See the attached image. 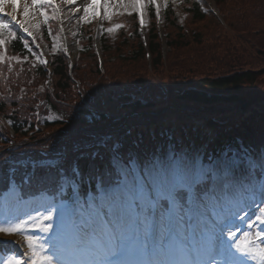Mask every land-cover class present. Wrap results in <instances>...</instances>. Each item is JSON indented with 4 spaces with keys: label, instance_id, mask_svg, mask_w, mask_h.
Masks as SVG:
<instances>
[{
    "label": "snow or ice",
    "instance_id": "obj_1",
    "mask_svg": "<svg viewBox=\"0 0 264 264\" xmlns=\"http://www.w3.org/2000/svg\"><path fill=\"white\" fill-rule=\"evenodd\" d=\"M64 2L72 5L76 0ZM54 3L55 0H31L29 4L25 0L22 21L17 19L21 0H0V14L33 36L27 26L32 9H39L47 21L43 9ZM147 3L155 4L156 0ZM110 6V0H104L105 18ZM119 6L139 12L140 24H144L145 0H119ZM96 8L97 0H91L83 8V19H88L90 9L95 16ZM5 32L16 38L8 23H0V46L5 44ZM5 58L0 52V62ZM40 63L47 61L41 59ZM257 196L264 201V183L256 186L244 161L224 159L217 161L214 168L194 170L183 157L169 156L157 161L146 174L137 175L134 170L125 173L120 184L106 192L99 204L91 206L90 231L74 225L73 231L66 232L65 208L49 206L44 212L28 213L23 218L6 206L0 234L22 235L27 251L23 256L9 255L4 264H221L216 257L225 251V264H247L248 260L264 264V228L257 227V222L264 225V203L256 205L255 220L247 223L254 232L243 231L242 238H238L241 229L233 228V219L243 221L248 215L239 214L243 211L241 205L255 204ZM209 201L215 210L212 217L206 218ZM54 213L60 224L52 237L45 240L31 234L53 232Z\"/></svg>",
    "mask_w": 264,
    "mask_h": 264
},
{
    "label": "trees",
    "instance_id": "obj_2",
    "mask_svg": "<svg viewBox=\"0 0 264 264\" xmlns=\"http://www.w3.org/2000/svg\"><path fill=\"white\" fill-rule=\"evenodd\" d=\"M186 2L190 4V8H186L187 12H189L192 16L193 22L201 24L207 20V17L202 13L199 6L194 3L192 0ZM218 7L223 14V17L226 19L229 27L231 28L230 24V17L233 13L236 12L234 18L239 19V23L242 22L243 25L242 31H238V33L249 32L252 31V36H254L257 40L261 39L264 41V0H216ZM228 3H233L236 7L233 10L231 15L227 14L225 9ZM172 3H169L168 13H167V21L169 22L170 26L173 27L171 33H169L168 37L169 40L167 42L168 47H170V52L172 51H181L188 46V41L198 40L199 44H195L193 47L197 45L202 47L199 38H196V35L190 34L188 36L185 34L182 27L179 25V19H177L173 13V9L171 8ZM212 21L216 22L218 26L220 23L218 21L211 19ZM233 23L235 20H232ZM220 29V28H219ZM174 31V32H173ZM221 34H226L224 30H219ZM236 33V31H235ZM200 36V35H198ZM243 42V44H247L249 47L247 49L246 45L240 46V42H238V46H233L232 43H227V45H222L220 47H226L229 51L228 58L233 61H238L237 67L234 68L233 66L229 65L230 67L234 68V70L227 71V73L219 76L217 79H211L209 77L206 78H198L195 72L192 70L187 71L186 74L184 73H175L170 67H164V61L162 59V54L160 51V40L157 34H154V30L152 32L151 38V54H152V62L154 64V71L153 73L157 75L158 83L160 78L163 75L167 74L170 77L168 90H167V99L171 100L170 104H177L178 101L186 100L189 104L191 103H210V104H224L230 103V105L240 104L244 108L248 109L246 106L248 103L252 102L253 99H259L260 101V110H262V114L260 117H264V65H258L259 63H264V47H260V45H256L257 43L253 40V37H242L238 38ZM196 43V42H194ZM214 44V41L210 42ZM252 43V44H251ZM257 46L258 48H255ZM103 52L105 54H114L116 55L114 59L115 62H120V64H126L128 61L131 65H137L142 61H145L144 56V48L140 43L139 37L137 34L134 37L121 36V39L116 43L112 41L110 38L103 37L102 41ZM212 48L216 49V46L212 45ZM125 50L129 51L127 53ZM127 57V58H124ZM108 58V55H107ZM127 59V60H125ZM250 60V64L249 61ZM82 63L76 70V80L81 82V86L86 88L88 93L91 95V102L86 101L85 105L82 107H76L75 104H80V99L78 96V89H76L75 85L72 84L68 77V66L66 64L65 59L60 56L54 59V94L52 91L47 92V100H49L52 104L57 100L62 102L59 105V108L62 106L67 107V113L69 116V121H76L78 125L81 127L85 124V116L90 117L93 116L92 114L96 113L95 111L107 114L109 113L108 110H104L102 106H106L105 100L108 98L109 101H113L114 103L120 104L122 103L123 106L127 107L130 104H127L131 100V94L133 91L130 89V85L127 84L123 90L118 89L121 83V80H118L116 77H113L112 74L108 72L109 68L106 67L104 72L100 73L97 70V66L95 64V57L91 54V51L88 53L83 54ZM123 60V61H122ZM262 60V61H261ZM195 64L199 63L194 59ZM107 65L109 64V60H107ZM253 65V66H252ZM258 65V66H257ZM257 66V67H255ZM205 69V67H203ZM213 69L212 71H215ZM44 72L40 71L39 74L35 75L37 81H42L40 78L41 75L44 77ZM19 72L17 71L16 75ZM89 74L94 75L96 77L95 84H90V80L87 78ZM218 75V70L211 73V76ZM136 76V75H134ZM200 76V75H199ZM203 76V75H202ZM201 77V76H200ZM200 79V85L202 87L201 90H195L193 88H189L188 86L190 83H194ZM136 80V79H135ZM25 81V80H24ZM26 81L34 82L32 75L30 78L26 79ZM123 81V80H122ZM180 81V82H179ZM152 83V82H151ZM151 83L149 86H151ZM105 84H109V86L104 87ZM123 84V83H122ZM125 84V83H124ZM153 84V88L149 89L152 92H156L155 84ZM190 84V85H191ZM161 85V83L159 84ZM4 81L0 84L2 92L7 101L0 100V112L5 111L7 105L10 102V92L7 88H4ZM99 86V87H96ZM109 87V89H107ZM121 87V86H120ZM194 87V86H191ZM32 88V85H30ZM114 88V90H111ZM256 88V93H251L248 89ZM206 90H210L212 94L208 97L206 94ZM203 92V93H202ZM107 93V94H106ZM142 92H137L134 95L143 96ZM16 95V93L14 94ZM17 96V95H16ZM244 98V99H243ZM21 97H18L15 102V106H20L24 104L21 101ZM77 101H79L77 103ZM132 101V100H131ZM246 103V104H245ZM136 111L142 110V107H139V101L135 102L132 105ZM137 106V107H136ZM89 109V110H88ZM245 110V109H244ZM63 112V109L61 110ZM244 112V111H243ZM92 113V114H91ZM106 121V115H101ZM251 117V116H250ZM14 122L17 120H22L26 118L19 113H14L12 116L7 117ZM93 119V118H91ZM98 119V116H95L93 120ZM264 122V119L262 120ZM13 122V123H14ZM26 122V120H25ZM179 122H183V120H179ZM228 122V121H227ZM208 126H213L214 124H207ZM16 134L20 133V129L16 127ZM227 130V129H226ZM225 131V130H224ZM210 132V131H209ZM218 133V130H216ZM212 133V131L210 132ZM205 134V133H201ZM204 136V135H201ZM0 143L7 144V141L2 142V137L0 136Z\"/></svg>",
    "mask_w": 264,
    "mask_h": 264
},
{
    "label": "rangeland",
    "instance_id": "obj_3",
    "mask_svg": "<svg viewBox=\"0 0 264 264\" xmlns=\"http://www.w3.org/2000/svg\"><path fill=\"white\" fill-rule=\"evenodd\" d=\"M63 2V6L62 8L65 11V23H63L64 25V31L63 33L68 36V43L70 46V50L72 53H74V56L76 57L78 55V52H81V48L79 47V41L83 38V36H79V31H80V25H82V23L80 24V20L84 23V22H89L92 21V19L94 18L93 14H92V10H89L88 13V19L85 20L83 19L84 16V12H83V8L84 6H86L87 4H89L91 2V0H76L75 4L69 5L66 4L64 2V0H61ZM208 6H211L212 9L217 11L216 5L213 2V0H206ZM23 2H25V0H22L21 2V6L17 12V15L20 16V19L23 21L24 17L22 15L23 12ZM27 2L30 4L31 0H27ZM111 6L108 8V13L109 15L111 14V16L114 13H117L119 11H123V10H132L130 8H124L119 6V0H110ZM125 3H127V0H125ZM147 3V0H146ZM215 6V7H214ZM236 7V5H234L233 3H228L225 11L227 14L231 15L233 13L234 8ZM79 8V11H75V9ZM11 9L9 8L8 11H10ZM105 12V10H104ZM236 12L233 13L230 17V22H231V31L228 32L227 34L221 35V34H217L220 33L219 30H224L226 27L224 26H218L216 22L207 19L205 22H202L201 24L195 23L193 22L192 16L187 15L188 18H186V25L185 27L187 28V30L190 32V34L192 35H200V36H196V38H199L200 43L202 44V47L200 46H196L193 47L195 44H199L198 40H194V41H188V46L187 48L181 50V51H172L170 52L168 55L165 54L166 61H167V66L170 67L175 73H184L186 74L187 71L192 70L193 72H195L198 78H212V79H216L219 78V76H222L223 74L227 73V71L230 70H234V68H236L238 64V61H231L228 56H229V51L226 47H220L222 45H227V43H232L233 46H238V42H240V46L242 45H246L247 44H243V42L241 41V39L239 40L238 38H242V37H253V40L257 43L256 45H260V47H264V41H262L261 39L257 40L254 36H252V31L250 33L249 32H243V33H238V31H242L243 28L242 26L245 25L242 22L239 23V19L234 18ZM67 16V17H66ZM109 17V16H108ZM108 19V18H106ZM42 17L40 15V13L36 10V9H32L31 14L29 15L28 19H27V26L29 27L30 31H32V33H34L37 37H39V32L37 29V25L39 24V22H41ZM232 20H235L234 23ZM73 21V22H72ZM106 22V20H105ZM223 24V23H222ZM220 28V29H219ZM236 31V33H235ZM174 32V31H173ZM211 41H214V44L210 43ZM196 42V43H194ZM252 44V43H251ZM212 45L216 46L215 48H212ZM225 45V46H226ZM249 47L247 46V49ZM255 48H258L257 46H255ZM127 53H130V50L127 51L125 50ZM116 55L111 54L108 56V60H109V64L107 65V68H109L108 72L110 74H112L113 77H116L118 80H121V83L119 84L120 86L118 87V89L123 90L124 87L131 83V81H134L136 79L137 83L141 84H147V81H151L152 83L156 84V80L157 77H154L153 73L148 72V68H147V63L149 62L148 60L146 61H142L139 64H135V65H131L130 62L128 61L126 64H120V62H115L114 59ZM124 58H127L124 56ZM194 59L199 63L195 64ZM76 60V59H75ZM127 60V59H125ZM123 61V60H122ZM148 61V62H147ZM249 64L251 63L250 60L248 59ZM262 61V60H261ZM229 65L233 66L234 68L230 67ZM258 65H264V63H259ZM257 65V66H258ZM253 66V65H252ZM255 66V67H257ZM148 67L150 68V66L148 65ZM203 67H205V69H203ZM213 69H216L215 71L218 70V75L216 76H211ZM136 75V76H134ZM203 75V76H202ZM90 80V84H95L96 82V77L94 75L89 74V76L87 77ZM123 80V81H122ZM162 82H165L164 85V89H167L168 87V82L170 81V77L167 76V74L163 75V79ZM180 82V81H179ZM123 83V84H122ZM125 83V84H124ZM151 83V87L153 86V84ZM139 85V86H140ZM148 85V84H147ZM110 85L109 84H105L104 87H107ZM139 86L137 85L136 87L134 85H132V88L138 89ZM99 87V86H96ZM109 87L107 89H109ZM194 89L197 90H201L202 91V87L197 88L196 85L193 87ZM151 88H146L144 86H142V89H140L142 92L141 94L143 96H139L137 95V97H134V99L137 101H139L140 106H150L153 102L158 101V100H162L163 101V97H167L164 95V93L162 91H157L156 92H152L149 90ZM40 90L42 92L43 88L40 87ZM111 90H114V88H112ZM139 90V89H138ZM157 90V88H156ZM251 93H256V88H250L248 89ZM85 94V99L91 100V97L89 95V93H87L86 91H84ZM107 94V93H106ZM82 98V97H81ZM244 99V98H243ZM110 99H106L105 100V104L106 106H102V108L104 110H110L111 114H115L116 111L115 110V103L113 101H109ZM81 101V99L79 100ZM77 101V103L79 102ZM169 102H172L171 100H169ZM169 102H165L164 101V105L165 106H170ZM183 107H180L179 109L183 110L186 107H189L187 101H182ZM260 101L259 99H253L252 102L248 103L246 106L248 107V109H246L247 111H249V113H245V112H240L237 110H234V108H237L236 105H230V103H224V104H216L213 107H211V110L215 109L216 114H219L220 112H224V110H230L229 111V116H231L233 118V120L236 121V123L234 122V125H240L242 124H249L250 120L256 118L258 121L255 122V125H260L262 127H264V122L261 121L264 119V117H262V119H258L257 117L260 116V114H262V110H260L261 106H260ZM246 104V103H245ZM85 104H75L74 106L76 107V109L78 107H81ZM243 105V104H242ZM171 107V106H170ZM185 107V108H184ZM206 107L205 104H201L199 105L197 108H203ZM67 107H63V108H59V110L61 111L62 109H64V111L66 110ZM205 109V108H204ZM50 111L49 108L47 107H41L40 108V112L45 113V111ZM67 111V110H66ZM148 112L149 115L148 116H144V118L146 117V119H148L147 121H150L151 118H149L150 116H153L152 114H154V110H149ZM153 112V113H151ZM228 112V111H227ZM50 113L57 117V114L55 112H51ZM60 113V112H59ZM189 117L188 119H200L203 120L204 122H207L206 119H208L206 117V115H204V112H189ZM50 115L48 117V119L50 121L53 120V116ZM117 115H121V113H117L114 116ZM254 115V116H253ZM251 116V117H250ZM257 116V117H255ZM155 117V115H154ZM158 117V116H157ZM156 117V118H157ZM143 117H141L142 121H138L135 117L134 118H129L127 120H125L126 122L124 123L126 124H137V123H143V122H147L144 120ZM245 118V119H243ZM114 118L110 119V123L109 126L115 123H111L112 120ZM231 119V118H230ZM249 119V120H248ZM244 121V122H243ZM115 122V121H114ZM116 125H114L113 127H115ZM108 128V124H105L102 126L101 129H103L104 131L107 130ZM120 127H118V134H121V130L119 129ZM75 140H73L72 142H74ZM63 143H66L63 140ZM65 146V144H62ZM67 154H69V152H67ZM125 152L122 153V156H124ZM225 155V154H224ZM224 157V156H223ZM224 159H233V158H229L226 156V158ZM223 159V160H224ZM60 162V160L58 158L54 159V160H49L46 163H58ZM111 189H108L107 191L101 192L100 195V199L102 200L105 196V193L110 191ZM16 198V195H11L9 198H7L5 201H0V219H2V213L4 208L10 207L15 209L19 215L23 216V218H26V214L31 213L32 215H35L34 213H36L39 209L42 211H45V205L41 206V207H35L33 203H29V202H18V203H14V199ZM99 202V201H98ZM49 206H47L46 208H48ZM83 207V206H81ZM83 209V208H82ZM82 209H79L78 211V220L77 223L80 225H84L85 223H88L90 221V219L92 218V216H90V218L87 221H84V213H82ZM209 213V212H207ZM88 216V215H86ZM54 229H55V225H54ZM32 233H35V231H33ZM31 233V234H32ZM14 238L19 239L20 238V234H14ZM9 256V255H8Z\"/></svg>",
    "mask_w": 264,
    "mask_h": 264
}]
</instances>
